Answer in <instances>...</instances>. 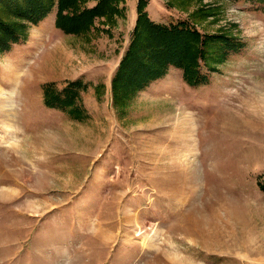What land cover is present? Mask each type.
<instances>
[{
	"label": "rangeland",
	"instance_id": "374dc122",
	"mask_svg": "<svg viewBox=\"0 0 264 264\" xmlns=\"http://www.w3.org/2000/svg\"><path fill=\"white\" fill-rule=\"evenodd\" d=\"M137 1L77 35L56 5L32 24L0 3L26 35L0 52V264H264V10L148 0L238 46L198 59L202 84L169 67L132 90L113 78Z\"/></svg>",
	"mask_w": 264,
	"mask_h": 264
},
{
	"label": "trees",
	"instance_id": "16d2710c",
	"mask_svg": "<svg viewBox=\"0 0 264 264\" xmlns=\"http://www.w3.org/2000/svg\"><path fill=\"white\" fill-rule=\"evenodd\" d=\"M88 0H0L7 12L32 24L40 22L56 5L55 27L65 34H80L88 31L96 18H105L112 22L119 14L120 0H95L93 7H83ZM257 4L264 10V0H246ZM148 0H138L136 22L128 49L121 59L113 83L125 77L124 84L132 90L144 89L155 79L174 67L182 70L185 81L190 85H199L206 81L199 71V58L209 56L221 59L238 46L228 37L202 36L196 28L186 22L163 25L152 22L145 12ZM24 24H8L0 17V52L7 49L9 43L24 40ZM208 37V38H207ZM212 46V48H210ZM213 49L209 52L207 49ZM211 55H210V54ZM80 86L81 83L72 84ZM49 85L44 91V101L50 104L57 95ZM264 191V184L261 185Z\"/></svg>",
	"mask_w": 264,
	"mask_h": 264
},
{
	"label": "crops",
	"instance_id": "0c3cea01",
	"mask_svg": "<svg viewBox=\"0 0 264 264\" xmlns=\"http://www.w3.org/2000/svg\"><path fill=\"white\" fill-rule=\"evenodd\" d=\"M93 7V6H92Z\"/></svg>",
	"mask_w": 264,
	"mask_h": 264
}]
</instances>
